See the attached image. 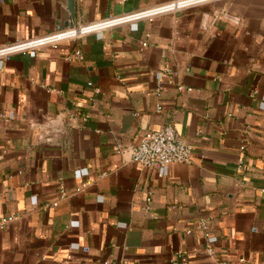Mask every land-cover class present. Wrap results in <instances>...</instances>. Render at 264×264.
<instances>
[{"label": "crops", "instance_id": "0c3cea01", "mask_svg": "<svg viewBox=\"0 0 264 264\" xmlns=\"http://www.w3.org/2000/svg\"><path fill=\"white\" fill-rule=\"evenodd\" d=\"M169 1L76 0V27ZM69 19L68 0H0V47ZM137 25L0 70V264H264V0ZM166 126L192 156L164 177L130 150Z\"/></svg>", "mask_w": 264, "mask_h": 264}, {"label": "built area", "instance_id": "2783aa9c", "mask_svg": "<svg viewBox=\"0 0 264 264\" xmlns=\"http://www.w3.org/2000/svg\"><path fill=\"white\" fill-rule=\"evenodd\" d=\"M205 1L206 0H170L169 2L159 6L110 18L105 21L79 26L72 30L59 31L39 38L16 40L12 44L0 47V70L3 68L5 62L15 54H28L31 58H34L37 51L41 48L51 47L53 49H58L60 43L63 41L80 39L84 35L91 33H95L101 37L105 30L125 24H129L132 30H136L138 28V22L142 20L152 21L158 15L176 12L178 10L198 5ZM66 59L70 62H83L85 58L82 50L80 48H76L67 55ZM165 73L171 74L172 70L168 69ZM157 77L161 80L162 74L159 73ZM89 85L92 86L91 83H89ZM96 90L98 91V89ZM179 90H187L191 92L192 88L179 86ZM260 107L264 110V96L260 102ZM0 118L8 120L12 119L13 116L6 117L0 115ZM85 120L86 119H83V121ZM130 154L133 162L147 168L156 169L161 176L165 177L170 174L171 166L190 162L192 147L180 137L173 126H166L160 130L146 134L141 139L139 144L130 150ZM80 176L83 177L82 174H80ZM81 189L78 191H81ZM151 202L152 194L149 193L147 197V209H149ZM54 206H57V204H54ZM14 219L15 217L13 216L0 218V227H5ZM202 225L205 227L204 224ZM216 241V238L208 239L207 252L209 254H214L212 245ZM73 248L78 249L79 247L73 246ZM105 264L109 263L106 262ZM172 264L189 263L184 262L181 255H177L173 258Z\"/></svg>", "mask_w": 264, "mask_h": 264}, {"label": "water", "instance_id": "95a60500", "mask_svg": "<svg viewBox=\"0 0 264 264\" xmlns=\"http://www.w3.org/2000/svg\"><path fill=\"white\" fill-rule=\"evenodd\" d=\"M68 10L70 12V19L67 22H64L62 26H60L59 29H63L60 31L70 30V29L72 30L76 28V0H68ZM64 28H68V29H64ZM59 128L62 134L67 133L66 126H60Z\"/></svg>", "mask_w": 264, "mask_h": 264}]
</instances>
